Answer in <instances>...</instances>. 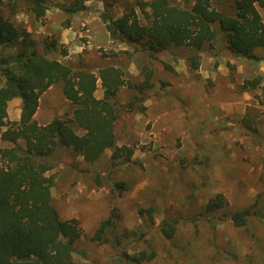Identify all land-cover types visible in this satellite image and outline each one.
Returning a JSON list of instances; mask_svg holds the SVG:
<instances>
[{
  "label": "rangeland",
  "instance_id": "obj_1",
  "mask_svg": "<svg viewBox=\"0 0 264 264\" xmlns=\"http://www.w3.org/2000/svg\"><path fill=\"white\" fill-rule=\"evenodd\" d=\"M47 1L53 5L42 17L27 8V0H0V13L26 28L39 51L55 43L51 56L62 63L96 73L106 64L124 65L135 82L143 79L138 64L146 54L135 55L133 46L111 39L100 17L101 0H79L85 8L73 14L55 5L74 0ZM108 1L113 17L134 6L146 22L136 5L141 0ZM216 3L233 10V0ZM259 11L264 20V7ZM15 51L8 47L3 53ZM157 57L150 64L155 84L143 101L130 109L136 91L125 87L117 95L124 109L115 123L117 143L132 148L131 158L112 161L106 150L88 163L66 148L47 173L57 177L51 197L61 218L78 219L83 231L74 243V259L113 264L109 241L117 233L130 252L155 251L144 264H264V59L233 56L223 36L204 50L172 47ZM256 77L261 80L255 88H242ZM97 86L95 95L103 98L100 80ZM20 101L8 104L10 121H16ZM70 109L56 83L42 94L36 117L45 124ZM11 145L1 140L0 130V147ZM218 194L220 207L207 210ZM244 208L251 215L238 226L230 215ZM111 215L116 226L109 239L95 240V231ZM166 218L177 221L169 239L160 230Z\"/></svg>",
  "mask_w": 264,
  "mask_h": 264
},
{
  "label": "trees",
  "instance_id": "obj_2",
  "mask_svg": "<svg viewBox=\"0 0 264 264\" xmlns=\"http://www.w3.org/2000/svg\"><path fill=\"white\" fill-rule=\"evenodd\" d=\"M101 1L104 9L100 17L111 39L133 46L135 55L146 54L147 58L137 63L140 74H144L140 82L133 80L124 65L106 64L96 73L88 66L74 68L62 63L51 56L55 43H48L47 51H39L26 28L0 13V130L1 140L12 144L0 147V264H100L74 259V243L83 231L78 219L61 218L51 197L57 177L47 173L56 165L58 152L66 148L74 149L88 163L99 160L106 150L111 151L112 161L131 158L132 148L117 143L115 123L124 110L117 95L125 87L136 91L129 102L130 109L143 101L155 84L150 64L157 60L159 52L181 46L200 51L223 36L233 56L264 59V20L259 11L264 0H233L232 11L218 8L217 0H195L191 6L176 0H141L136 5L145 23L134 6L113 17L108 9L111 3ZM27 2V8L37 17L44 16L53 5L47 0ZM55 6L70 14L85 8L79 0ZM8 47L16 50L13 56L3 53ZM98 80L104 89L103 98L95 95ZM260 80L247 79L242 88H255ZM56 83L61 85L70 112L41 124L35 117L41 96ZM14 98L21 99L20 118L10 121L8 104ZM221 198L218 194L210 200L207 210L220 207ZM250 215V209L244 208L230 216L236 225L243 226ZM176 224L174 219H164L162 235L172 238ZM115 226L111 215L102 221L93 238L108 240L107 234ZM109 242L113 264H144L156 256L155 251L130 252L117 233Z\"/></svg>",
  "mask_w": 264,
  "mask_h": 264
},
{
  "label": "crops",
  "instance_id": "obj_3",
  "mask_svg": "<svg viewBox=\"0 0 264 264\" xmlns=\"http://www.w3.org/2000/svg\"><path fill=\"white\" fill-rule=\"evenodd\" d=\"M14 100V99H13ZM13 100H11L9 103L11 104V102L13 101ZM13 104V103H12ZM20 106H21V101L18 103V111H17V115H16V119L15 120H19V118H20V112H21V108H20ZM37 116V113H36V115H35V117ZM36 119H37V117H36ZM40 123V122H39ZM42 124V123H41ZM46 124V123H45Z\"/></svg>",
  "mask_w": 264,
  "mask_h": 264
}]
</instances>
